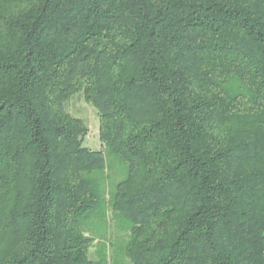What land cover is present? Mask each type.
Segmentation results:
<instances>
[{
    "label": "trees",
    "instance_id": "trees-1",
    "mask_svg": "<svg viewBox=\"0 0 264 264\" xmlns=\"http://www.w3.org/2000/svg\"><path fill=\"white\" fill-rule=\"evenodd\" d=\"M109 222L126 264H264V0H0V264H112Z\"/></svg>",
    "mask_w": 264,
    "mask_h": 264
},
{
    "label": "rangeland",
    "instance_id": "rangeland-1",
    "mask_svg": "<svg viewBox=\"0 0 264 264\" xmlns=\"http://www.w3.org/2000/svg\"><path fill=\"white\" fill-rule=\"evenodd\" d=\"M64 109L71 117L81 120L88 128L82 146L91 151H102V144L99 140V118L95 108L84 101L82 94H77L64 104ZM105 158L111 179V185L108 183L106 187L109 191L112 184L124 177V172L106 153ZM107 216L110 217L109 211ZM87 235L95 238V243L88 254L90 260L97 261L105 256L112 264H126L122 260V241L125 239V234L119 233L114 223H107L105 229L93 227Z\"/></svg>",
    "mask_w": 264,
    "mask_h": 264
}]
</instances>
